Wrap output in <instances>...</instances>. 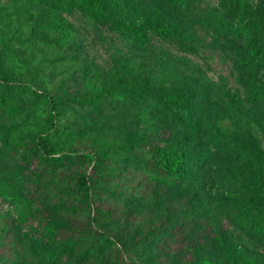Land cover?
<instances>
[{"label":"rangeland","instance_id":"obj_1","mask_svg":"<svg viewBox=\"0 0 264 264\" xmlns=\"http://www.w3.org/2000/svg\"><path fill=\"white\" fill-rule=\"evenodd\" d=\"M201 4L223 30L161 0H106V20L74 0H0V264H44L22 234L38 202L75 226L48 245L54 264H264V65L245 46L264 56V0ZM192 128L202 151L183 180L149 177L141 158Z\"/></svg>","mask_w":264,"mask_h":264},{"label":"trees","instance_id":"obj_2","mask_svg":"<svg viewBox=\"0 0 264 264\" xmlns=\"http://www.w3.org/2000/svg\"><path fill=\"white\" fill-rule=\"evenodd\" d=\"M76 4L86 9L94 19L106 20L109 14L106 11V0H74ZM167 7L176 8L180 10L187 18L193 21L212 24L216 28L223 30V24L214 14V12L203 6L201 0H161ZM105 2V3H104ZM151 30L153 33L161 37L176 36L180 33L177 25L173 23L151 22ZM237 35H243L244 29L241 24L235 28ZM134 40L138 49H143L146 42L145 33L139 29H134ZM246 50L251 57L259 65H264V56L259 48L252 40L245 41ZM131 93L136 92V89H130ZM138 91V90H137ZM6 101L0 97V105L5 104ZM42 146H44V138L39 137ZM34 141L32 140V143ZM202 135L195 128L189 129L177 140L176 144L168 148H156L151 151L147 158H141L142 163L147 168L149 177L160 180L164 183L178 184L195 166L196 154L202 151ZM23 160L16 163L17 174L21 181L33 164L31 154L24 149ZM83 158L91 160L84 154L80 155ZM66 157V156H64ZM67 158V157H66ZM98 163V161H97ZM85 178V176L83 177ZM59 206H48L42 202L35 203L31 209L34 225L24 229L23 242L28 250L29 256L44 264H54L56 258L48 245L54 244L60 239V244L66 247V235L69 231L73 232L75 226L69 222L61 214ZM259 232L264 234V221L259 226ZM120 243L125 244L124 239L117 238ZM65 240V241H64ZM202 247L199 243L192 244L189 242V247L186 250L196 252ZM179 264L189 263V258L181 254V258L177 260Z\"/></svg>","mask_w":264,"mask_h":264}]
</instances>
